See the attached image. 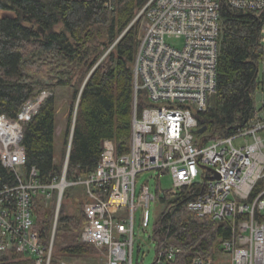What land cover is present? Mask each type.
<instances>
[{"label": "built area", "instance_id": "1", "mask_svg": "<svg viewBox=\"0 0 264 264\" xmlns=\"http://www.w3.org/2000/svg\"><path fill=\"white\" fill-rule=\"evenodd\" d=\"M71 1L114 9V0ZM221 1L264 12V0L148 1L135 19L142 18L144 28L134 64L130 151L118 156L113 141H106L90 175L67 179L70 139L60 177L44 183L36 167L26 169L23 124L38 113L48 92L28 101L18 120L0 116V161L16 179L0 189V264H11L3 258L12 252L34 258L36 264H52L59 213L67 192L77 187L83 189L87 220L82 241L99 251V264H135L137 227L156 243L153 264H177L184 249L161 242L159 233L177 208L170 203L180 199L190 200L188 209L197 216L232 225V238L221 243V254L229 255L231 264H264V110L257 107L255 118L236 124L230 136L206 141L201 138L206 133H196L201 128L196 115L208 110L217 93ZM262 35L264 45V27ZM173 39L182 40V46L171 45ZM139 96L145 104L140 116ZM145 172L157 174V181L169 175L172 188L157 194L144 185L138 194L137 177ZM37 202L56 209L48 246L35 228ZM160 204L164 208L152 235L150 210ZM190 264L222 263L196 253Z\"/></svg>", "mask_w": 264, "mask_h": 264}, {"label": "trees", "instance_id": "2", "mask_svg": "<svg viewBox=\"0 0 264 264\" xmlns=\"http://www.w3.org/2000/svg\"><path fill=\"white\" fill-rule=\"evenodd\" d=\"M148 1L114 0V9L109 10L100 2L0 0V11L5 12L0 16V116L18 120L28 101L45 90L51 92L33 119L23 124L26 169L36 167L44 183L62 174L77 104L69 181L86 177L98 167L106 141H113L118 156L129 153L135 110L134 64L139 47V20L135 19ZM220 5L217 93L208 110L196 115L199 126L208 127L201 137L206 141L230 136L236 124L252 121L262 88L264 12L235 9L225 1ZM62 87L70 88L72 97L64 134L66 149L59 163L55 157V92ZM144 105V98L139 96L138 116ZM15 181L14 173L0 161V189ZM189 201L170 203L177 208L164 219L160 240L184 249L177 264H190L196 253L216 260L222 253L221 243L233 236L232 225L197 216L188 209ZM52 209L45 211L36 203L35 228L45 246L52 235ZM86 223L82 210L79 216L60 213L52 264L65 260L74 264L75 259L98 254L94 246L82 241ZM3 261L36 264L34 258L15 252L4 256Z\"/></svg>", "mask_w": 264, "mask_h": 264}, {"label": "rangeland", "instance_id": "3", "mask_svg": "<svg viewBox=\"0 0 264 264\" xmlns=\"http://www.w3.org/2000/svg\"><path fill=\"white\" fill-rule=\"evenodd\" d=\"M2 14H5V12L0 11V16ZM6 15H13V14H6ZM143 28H144L143 19L140 18V20L138 21V32H139L138 37L142 33ZM169 42L171 45H174L177 47H181L183 44L182 40L173 39V40H170ZM260 80L262 82V88L257 94V107L259 110L260 109L264 110L263 108L264 107L263 106V103H264V71L263 70H261ZM45 91L51 94L50 91L48 90H45ZM55 96H56L57 108H58L56 122H57V126L59 129L55 137V157H56L57 162L62 163L63 154L65 152L66 146H65V136L61 135V129H63L65 126V130H66L67 118H68V113H69V105H70V101L72 97V90L70 88H63V87L58 88L55 92ZM155 176H157V174L154 175L153 172H145V173L140 174L137 177V193L138 194L140 193L144 185L151 186V189L153 190V192L157 194L160 191L169 190L172 188V185H173L172 179L169 175H167L166 177H162L159 181L154 179ZM82 190L83 189L81 187H77L67 192L64 198L63 206L60 210V213H64L68 216H79L81 214V210H82L81 203L83 201ZM52 208L53 209L51 211H52L53 225H54V222L56 219V209L54 206H52ZM163 208L164 207L161 204L153 205L151 207L150 215H149V221H150L149 234L153 235L155 231L154 230L155 223L157 222L158 217L161 214V211L163 210ZM43 209L45 211L50 210V208H45V207H43ZM60 213H59V217H60ZM139 249H141L140 253H139ZM58 250L59 248L55 249L56 252ZM156 254H157L156 243L149 238L148 233L141 232L137 227L136 228V245H135V253H134L135 264L137 263L138 264H153L156 259ZM101 259H102V256L98 251V254L95 256L75 259V263L77 264H99ZM215 259L221 262L222 264H231L230 256L226 254H219L218 256H216ZM67 261L68 260H65V262Z\"/></svg>", "mask_w": 264, "mask_h": 264}, {"label": "water", "instance_id": "4", "mask_svg": "<svg viewBox=\"0 0 264 264\" xmlns=\"http://www.w3.org/2000/svg\"><path fill=\"white\" fill-rule=\"evenodd\" d=\"M114 46H115V45H114ZM106 54H107V53H106ZM91 74H92V73H90V75L88 76L86 82L88 81V79H89V77L91 76ZM86 82L84 83V86H85ZM84 86H83V88H84ZM83 88H82L81 92L83 91ZM80 96H81V93H80ZM80 96H79V99H80ZM79 99H78V102H79ZM214 102H215V98H213V103H214ZM77 108H78V104H77ZM77 108H76V111H75L74 122H73L72 131H71V135H70V147H69L70 152H71V147H72V140H73V133H74V128H75V121H76ZM207 130H208V127L205 126V127L200 128L196 133H197L198 135H203V134H205V133L207 132ZM68 156H69V157H68V161H69V160H70V153H69Z\"/></svg>", "mask_w": 264, "mask_h": 264}, {"label": "crops", "instance_id": "5", "mask_svg": "<svg viewBox=\"0 0 264 264\" xmlns=\"http://www.w3.org/2000/svg\"><path fill=\"white\" fill-rule=\"evenodd\" d=\"M57 131H59L58 126H57L56 133H57ZM64 134H65V126H64L63 129H61V135L63 136Z\"/></svg>", "mask_w": 264, "mask_h": 264}]
</instances>
